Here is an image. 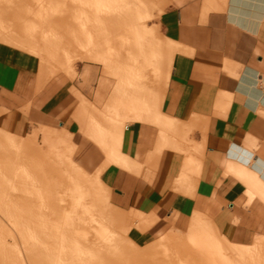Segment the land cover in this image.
I'll return each mask as SVG.
<instances>
[{
    "label": "crops",
    "instance_id": "0c3cea01",
    "mask_svg": "<svg viewBox=\"0 0 264 264\" xmlns=\"http://www.w3.org/2000/svg\"><path fill=\"white\" fill-rule=\"evenodd\" d=\"M151 1L162 35L180 48L161 105L170 124L154 110L122 124L112 160L110 137L92 124L112 95L101 105L90 80L42 78L50 66L40 54L0 42V130L65 135L73 161L135 216L128 236L141 247L195 212L229 244L254 245L264 240V0Z\"/></svg>",
    "mask_w": 264,
    "mask_h": 264
},
{
    "label": "rangeland",
    "instance_id": "374dc122",
    "mask_svg": "<svg viewBox=\"0 0 264 264\" xmlns=\"http://www.w3.org/2000/svg\"><path fill=\"white\" fill-rule=\"evenodd\" d=\"M25 1L22 2L27 6L34 4L37 0ZM110 1L112 9L108 7L99 9L94 0H72L70 4L60 1V8L64 10L52 19L60 38L69 39L78 35L83 36L89 42L87 48L77 45L84 54L91 52L90 49L93 46L89 47V44L95 41L98 44L101 42L99 48L103 50L96 51L92 59L75 57L77 50L71 48L68 53L58 48L55 54L57 58L50 57L47 51H43L46 47H41L38 39L33 35L26 34L27 39H23V31L27 28L25 19L30 21L36 19L34 11L26 8L13 18H9L6 14L3 15L0 42L12 44L25 52L31 50L39 57L41 55L45 65L50 66V68L41 66L40 76L42 78L64 72L72 78L81 76L85 82L90 80V85L97 91L96 96L101 97V100H98L101 105L109 102L112 95V103L103 112L104 116L94 115L92 124L108 134L110 137L107 147L109 158L116 160L115 158L120 156L118 146L120 133L117 125L111 122L121 115L119 108L134 102L137 103L142 117L146 111L154 110L156 117L163 119L161 123L170 124V119L161 111V105L171 70L161 65L152 68L149 61L145 62L148 56L156 57L157 55V50L152 47L151 39H154V43L159 42V45L164 43L169 45L173 57L180 48L175 41L167 40L162 35L158 14L151 0ZM141 25L144 26L142 29ZM120 32L121 40H117L116 43L112 42V39L119 36ZM131 41L138 43L133 46L134 55L127 59L123 57L121 61L122 53L125 52L127 55L126 47ZM74 47L75 44L72 43V48ZM53 70L58 71L53 73ZM104 92L107 93L106 101H104ZM131 119L126 120L123 125L135 120ZM17 139L26 144L24 146L30 155L43 160V168L38 165L31 174L38 176L36 183L40 179L44 181L47 192L43 190L44 187L39 190H43L46 194L47 201L45 202L49 203L51 199L56 201L63 199V202L60 201L61 211L59 208L53 210L54 219L57 217L60 220L59 213H61V220L65 221V224L74 220L81 232L89 230L94 237L107 235L108 245L111 248L108 254L110 264H115L118 259L125 260L126 256L133 258L136 254L142 262L157 259L170 260L171 256L175 258L180 255L182 260H177L176 257L174 261L176 264H192L194 261L202 263L203 254L210 257L207 264H228L229 262L241 264L243 260L252 262L264 256V240H258L251 246L229 244L223 239L213 222L197 212L188 218L186 227H180L173 233L164 235L155 243L150 244L149 246L152 247L147 251L148 253H145L143 250L149 246L141 247L128 236L129 229L135 226V216L113 204L110 190L104 188L99 181V173L90 175L73 161L65 135L53 129L40 128ZM0 141L4 144L2 137ZM35 145L40 149L39 153L36 152ZM49 162L56 165L57 169L49 172ZM36 171L38 173H35ZM16 174L18 180L23 178L22 180H25L23 183H29L31 174L21 173L18 170L15 171ZM3 176L5 177L2 178ZM11 176L12 172H0V264H26L28 246L41 248L47 245L39 234L43 228L37 217L39 211L47 206H39V193H36L35 188L31 194L29 192V195L28 192L21 195L16 194L10 182ZM17 183L16 178L15 186ZM76 183H79V188L82 190H79V193H76ZM68 190L73 191L75 195L68 193ZM87 222L89 226L86 227L84 223ZM207 239L213 241L210 242V246L206 244ZM5 241L8 245L13 244L12 248H8ZM127 241L137 247V253L131 246H128ZM175 246L176 250L173 251L172 247ZM196 253L198 255H195ZM237 253L239 258L242 257L241 259L234 261L227 257V254ZM5 257L8 258V262H4Z\"/></svg>",
    "mask_w": 264,
    "mask_h": 264
},
{
    "label": "bare ground",
    "instance_id": "6f19581e",
    "mask_svg": "<svg viewBox=\"0 0 264 264\" xmlns=\"http://www.w3.org/2000/svg\"><path fill=\"white\" fill-rule=\"evenodd\" d=\"M26 2L25 0H22ZM21 0L19 1H12V0H0V27L2 24V17L4 14L9 16V18H13L15 15H19L25 8L27 10H33V14L36 17V19L30 21L28 19H25V31L23 39H27L25 36L26 34H31L35 38L38 39V43L41 45V47H46L47 55L48 56H55L56 51L59 50L58 48L62 49L63 51L66 50L67 53L69 52L70 48L74 49L76 52L75 57H79L82 59H92L94 58V53L96 51L103 50L99 48L100 43L98 44L96 41H92L94 43L89 44L90 46H93L90 51L87 54L82 53V51L79 50V46L86 47L88 46V41L85 40V38L82 36L74 35L70 37L69 39H62L57 35L59 32L55 28V25L53 23L58 14L62 13L64 9L60 8V1H65L68 4H70V0H37L34 4L25 5L24 2ZM96 3V6L99 9L103 8H113L110 0H94ZM68 7V6H66ZM65 7V9H66ZM74 11V9L72 10ZM144 26L141 25V29ZM138 29V28H137ZM62 32V31H61ZM55 34V35H54ZM57 35V36H56ZM153 35V34H152ZM121 32L119 36H115L112 40V42H117V40H121ZM97 40V39H96ZM152 47L154 50H157L156 57L154 56H148L147 60L145 62L149 61L152 64V68L154 66H164L167 68V70L170 69V64L172 66L173 56H171V47L167 44L159 45L160 43H154V39H151ZM150 40V41H151ZM111 42V40H110ZM72 43L75 44V47L72 48ZM57 44H61L58 46ZM138 44L137 42L131 41L128 46L126 47L127 55L125 52L122 53L121 61L124 59H127L128 57H132L134 55L133 46ZM87 48V47H86ZM73 50V51H74ZM57 58V56H55ZM172 58V59H171ZM120 61V58H119ZM114 62V61H113ZM133 69H131L132 71ZM130 75H133L132 73H129ZM128 74V75H129ZM169 78L167 79V81ZM135 101V100H134ZM121 115L118 116L115 121L112 120L111 123H115L113 125H117V130L120 133V137L123 134V129H121L122 124L131 118L133 119H142V113H140V110L137 106V103L131 102L128 105L124 106L123 108H119ZM130 121V120H129ZM122 123V124H121ZM127 125V124H126ZM7 132V131H6ZM4 131H1L0 138H3V143L0 141V149L2 150L0 152V172L6 173V172H12V176L10 178V182L12 187L15 189L16 194H24V192H28L29 195L32 193L33 189L35 188L37 191L36 193H39L40 205L39 206H47V208H42L43 210L39 211V214H37V217L40 219L39 224L43 228L42 231L39 232L41 237H43L44 242L47 244L44 245L41 248H33L32 246H28L26 248L27 250V257L25 258L26 264H110L109 263V251L110 247L108 245V239L106 238L107 235H98L97 237L93 236V233L89 230H86V232H81L78 228L79 225L76 224V222L73 220L67 224H65V221L61 220V213L60 220L57 219V217L54 219L55 214L53 213L56 208L62 209L59 199L49 200L50 202L47 203L46 200V194L43 190L46 191L44 181L40 179L36 183V178L38 176L31 174L35 171V167L40 165L43 168V160H38L36 157L30 155L26 151V148L24 145H26L24 142L19 141L17 139V136L11 135L10 133H6ZM111 133V132H110ZM8 137V138H7ZM19 137V136H18ZM24 143V144H23ZM36 152L39 153L40 149L35 145ZM35 152V153H36ZM50 168L48 171L52 172L53 170L57 169L56 165H54L52 162H49ZM48 165V164H47ZM45 166V165H44ZM18 170L21 173L31 174L29 179V183H23L21 178L18 180L17 174L15 175V171ZM241 170H243L241 168ZM14 171V172H13ZM41 172V171H40ZM43 172V171H42ZM35 173H38L37 171ZM11 175V173H9ZM240 174H244V172H240ZM9 175V177H10ZM20 174H18L19 176ZM3 176L2 178H4ZM8 177V178H9ZM17 178V185L15 186V180ZM42 178V176L40 177ZM253 181V180H252ZM252 181L250 183H252ZM254 182V181H253ZM256 182V181H255ZM254 182V183H255ZM254 183L252 185H254ZM73 185V184H72ZM259 185V184H255ZM254 185V186H255ZM43 190H39L42 189ZM252 190H255L253 186H250ZM257 187V186H256ZM68 189H71L67 187ZM250 189V190H251ZM73 190V189H72ZM79 183H76V193H79ZM258 188L255 190L257 191ZM82 191V190H81ZM70 194L75 195L73 191L68 190L67 191ZM258 192V191H257ZM256 192V193H257ZM261 192V190H260ZM253 193H255L253 191ZM258 194V193H257ZM256 194V195H257ZM259 195L262 196L261 193ZM31 199V196H29ZM264 198V195L263 197ZM63 202V201H62ZM58 205V207H56ZM55 208V209H54ZM32 210V209H31ZM58 211V210H57ZM32 212L30 213V215ZM85 226H89L88 222L84 223ZM29 228L32 231L31 226ZM22 235V234H21ZM42 239V238H41ZM125 242V241H124ZM207 246H210L213 241H210L209 239L206 240ZM128 246H131V248L134 249V251L137 253V247H134V245L129 241H127ZM175 244V243H174ZM5 245L8 248H12L13 244L7 243L5 241ZM176 245V244H175ZM152 247V246H151ZM150 246L145 248L143 252L148 253L147 251L150 250ZM175 247H172V250L175 251ZM125 249V248H124ZM195 255H198L196 253ZM260 256V255H259ZM177 257V260H182V257L180 255H177L170 258V260H164V259H157L153 261H141L140 258L136 255H134L133 258H130L128 256L125 257V260L118 259L117 262L115 261V264H176L174 261ZM203 262L202 263H194L192 264H207L208 256H205V254L202 255ZM227 257L236 261L239 258V254H227ZM8 258H4V262H8ZM178 264V263H177ZM232 264V263H228ZM234 264V263H233ZM241 264H264V256L260 258H256L254 261L246 262L243 260V263Z\"/></svg>",
    "mask_w": 264,
    "mask_h": 264
}]
</instances>
